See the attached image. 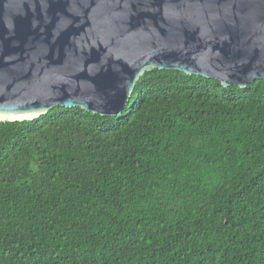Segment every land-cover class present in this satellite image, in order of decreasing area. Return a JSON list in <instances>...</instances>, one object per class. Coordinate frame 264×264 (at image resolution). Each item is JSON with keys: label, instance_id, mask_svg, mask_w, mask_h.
I'll return each mask as SVG.
<instances>
[{"label": "trees", "instance_id": "trees-1", "mask_svg": "<svg viewBox=\"0 0 264 264\" xmlns=\"http://www.w3.org/2000/svg\"><path fill=\"white\" fill-rule=\"evenodd\" d=\"M0 264H264V80L154 69L116 116L0 122Z\"/></svg>", "mask_w": 264, "mask_h": 264}, {"label": "water", "instance_id": "water-1", "mask_svg": "<svg viewBox=\"0 0 264 264\" xmlns=\"http://www.w3.org/2000/svg\"><path fill=\"white\" fill-rule=\"evenodd\" d=\"M154 69L264 80V0H0V122L116 116Z\"/></svg>", "mask_w": 264, "mask_h": 264}]
</instances>
